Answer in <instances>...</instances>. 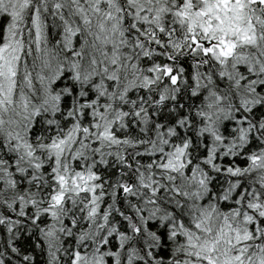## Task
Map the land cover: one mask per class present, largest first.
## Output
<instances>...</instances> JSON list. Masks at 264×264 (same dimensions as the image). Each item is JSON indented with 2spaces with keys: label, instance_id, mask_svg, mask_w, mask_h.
I'll return each mask as SVG.
<instances>
[{
  "label": "snow or ice",
  "instance_id": "snow-or-ice-1",
  "mask_svg": "<svg viewBox=\"0 0 264 264\" xmlns=\"http://www.w3.org/2000/svg\"><path fill=\"white\" fill-rule=\"evenodd\" d=\"M0 264H264V0H0Z\"/></svg>",
  "mask_w": 264,
  "mask_h": 264
}]
</instances>
